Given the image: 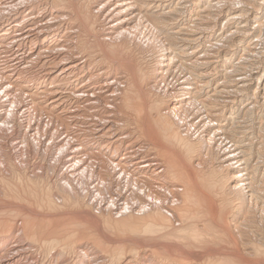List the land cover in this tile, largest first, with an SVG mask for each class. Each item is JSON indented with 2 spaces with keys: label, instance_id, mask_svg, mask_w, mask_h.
<instances>
[{
  "label": "bare ground",
  "instance_id": "obj_1",
  "mask_svg": "<svg viewBox=\"0 0 264 264\" xmlns=\"http://www.w3.org/2000/svg\"><path fill=\"white\" fill-rule=\"evenodd\" d=\"M6 126L0 264H264V0H0Z\"/></svg>",
  "mask_w": 264,
  "mask_h": 264
},
{
  "label": "rangeland",
  "instance_id": "obj_2",
  "mask_svg": "<svg viewBox=\"0 0 264 264\" xmlns=\"http://www.w3.org/2000/svg\"><path fill=\"white\" fill-rule=\"evenodd\" d=\"M9 130L10 128L6 126V128L2 127L1 131H0V146L2 145V147H0V152H1V148H5V146H3V144H5V139L6 138V135L9 133ZM2 135V136H1ZM3 143V144H2ZM27 143V144H26ZM38 143V142H37ZM37 145L35 141L33 142H29V141H22V143L20 144V147L21 149L19 150L21 153H20V161L23 163H27L28 165H32L34 160L35 162L37 161L38 159V156L36 154V148H37ZM39 147V146H38ZM4 151V150H3ZM33 152V153H32ZM22 154V155H21ZM3 155V156H2ZM26 155V156H25ZM28 155V156H27ZM32 155V156H31ZM8 155H6V153L4 152H1L0 153V162H1V165L2 166H8V160H7V157ZM26 158H30L29 160H27ZM34 159V160H33ZM4 160V161H3ZM6 160V161H5ZM30 161V162H29ZM4 163V165H3ZM6 163V164H5ZM88 176V175H87ZM86 175H82V177H84V179L87 178Z\"/></svg>",
  "mask_w": 264,
  "mask_h": 264
}]
</instances>
